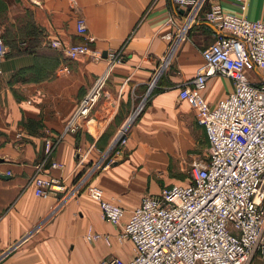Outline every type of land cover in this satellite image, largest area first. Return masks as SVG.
Segmentation results:
<instances>
[{
  "label": "crops",
  "instance_id": "0c3cea01",
  "mask_svg": "<svg viewBox=\"0 0 264 264\" xmlns=\"http://www.w3.org/2000/svg\"><path fill=\"white\" fill-rule=\"evenodd\" d=\"M214 5L225 13H240L229 0H204L198 21L161 69L169 46L162 36L174 33L166 23L171 20L178 27L183 23L171 0H77V11L70 8L69 0H44L41 7L30 0H0V14L5 12L9 23L23 17L29 22L12 51L4 44L6 55L0 60V264H98L103 259L132 257L129 242L121 247L115 241L120 228L102 221L98 203L88 197L70 199L51 214L58 199L34 196L35 166L43 159L45 140L62 133L102 78L95 103L77 133L67 134L51 154L50 161L63 168L46 167L47 174L68 186L99 162L87 184L102 189L104 200L126 212L123 221L144 195L184 185L168 184L172 165L189 156L198 130L203 131L207 148L208 141L195 111L179 100L178 93L203 65L201 51L219 34L202 20ZM78 15L85 18L86 37L93 39L89 46L103 55L101 61L89 56L69 60L48 48L54 39L64 47L85 43L75 28ZM245 17L263 18L264 0H248ZM6 27L11 29L0 25V32ZM107 53L119 54L122 60L110 63ZM248 77L258 79L254 73ZM231 91L228 78L214 75L202 95L214 106ZM142 100L122 156L108 165L111 143ZM78 151H89L81 168H76ZM157 176H165V183H157ZM89 228L108 235L110 245L102 240L86 243L83 236Z\"/></svg>",
  "mask_w": 264,
  "mask_h": 264
},
{
  "label": "built area",
  "instance_id": "2783aa9c",
  "mask_svg": "<svg viewBox=\"0 0 264 264\" xmlns=\"http://www.w3.org/2000/svg\"><path fill=\"white\" fill-rule=\"evenodd\" d=\"M40 7L43 0H30ZM181 12L179 27L169 20L174 33L167 32L162 39L169 43L161 69L170 59L195 23L204 0H171ZM238 14L225 13L219 5L212 6L202 20L217 31L216 40L201 51L203 65L195 76L179 89L178 98L195 111L197 124L203 128L208 141L206 159L190 170L184 185L163 188L158 195L147 194L138 207L128 213L118 205L104 200L99 187L87 184V177L100 163H95L86 174L77 176L71 185L47 174V168L62 169L63 165L50 161L55 146L66 134H75L81 119L87 117L95 103L102 78L83 99L67 121L60 136L46 139L43 159L35 166L31 179L34 196L41 199L55 197L57 208L84 195L99 205L102 221L120 228L116 235L119 244L132 245L129 260L108 258L98 264H264V17L249 20L245 17L248 0H229ZM77 11V0H69ZM76 32L85 37V43L64 47L57 39L49 47L69 60L89 56L95 62L104 59L93 51L86 37V21L76 19ZM6 47L0 40V60ZM110 63L122 60L119 54L107 53ZM249 73L258 79L251 80ZM214 75L228 78L232 91L210 106L202 95L207 81ZM152 86V85H151ZM144 105L134 110L119 130L107 153L108 163L117 162L126 147L131 123ZM89 151L77 152L76 168H81ZM47 167V168H46ZM86 243L104 241L110 237L91 228L83 236Z\"/></svg>",
  "mask_w": 264,
  "mask_h": 264
},
{
  "label": "rangeland",
  "instance_id": "374dc122",
  "mask_svg": "<svg viewBox=\"0 0 264 264\" xmlns=\"http://www.w3.org/2000/svg\"><path fill=\"white\" fill-rule=\"evenodd\" d=\"M44 1V0H43ZM42 1V2H43ZM42 5V4H41ZM35 6V5H34ZM41 7V6H40ZM152 8V6H150L147 10H146V13L144 14V15H146L149 11H150V9ZM3 14H5V12H3V13H1L0 14V25H2L3 27H5V25L7 24L9 27H11V29H9V28H4V29H8V30H10V34L11 35H14V33H13V30H15V29H20L21 30V32H23V30H24V28H23V25H27V28H28V25H29V22H28V20H25V19H21V21H19V22H16L14 25H12L11 23H9L7 20H6V18L3 16ZM5 24V25H4ZM18 25V26H17ZM22 25V26H21ZM166 26L168 27H173L172 25H169L168 23H166ZM22 28V29H21ZM75 28H76V24H75ZM1 29V28H0ZM2 30V29H1ZM5 31V30H4ZM4 31H1L0 33H1V35L3 36V33H4ZM86 35H87V26H86ZM2 36H0L1 38L0 39H2V41H3V37ZM89 38V37H88ZM92 39V38H91ZM92 42H93V40H92ZM92 42H90V43H92ZM3 43H4V41H3ZM5 44V43H4ZM178 45H179V42H178ZM47 46H48V48H51V47H49V43L47 44ZM7 47V46H6ZM52 49V48H51ZM11 51V49L9 48V47H7V51ZM176 51V48H175V50L173 51V52H175ZM222 77H224V76H222ZM224 78H226V77H224ZM141 103H142V101H141ZM141 103L140 102H138V104H137V106H135L134 107V110H136L138 107H139V105H141ZM77 110V109H76ZM75 110V111H76ZM133 110V111H134ZM74 111V112H75ZM72 116V115H71ZM70 119V118H69ZM68 119V120H69ZM67 123V122H66ZM66 125V124H65ZM79 128V127H78ZM78 131V130H77ZM77 133V132H76ZM75 133V134H76ZM67 135V134H66ZM65 135V136H66ZM69 135H73V134H69ZM60 136V135H59ZM64 136V137H65ZM58 137V136H57ZM63 137V138H64ZM56 138V137H55ZM49 139V138H48ZM50 139H52V138H50ZM55 149V148H54ZM124 149H125V147L122 149V151H124ZM110 155H112L111 153H110ZM109 156V155H108ZM206 156H207V144H206V141H205V138H204V134H203V131L200 129V132H199V130H198V132H197V136L195 137V141H194V143H193V147H192V149L190 150V152H189V156L185 159V161L184 162H181V161H177V162H175L173 165H172V170H171V176H170V178H169V180H168V184L169 183H171V184H173V183H179V184H185V183H187L188 182V180H189V175H190V170L192 169V167L194 166V165H196V164H199V162H202V161H204L205 159H206ZM155 180H156V182L157 183H165V176L164 177H160V176H157V177H155ZM115 241H116V238H115ZM117 242V241H116ZM118 243V242H117ZM126 243H128L127 241H125V242H123L122 244H119L118 243V245H120L121 247H123V246H126Z\"/></svg>",
  "mask_w": 264,
  "mask_h": 264
},
{
  "label": "trees",
  "instance_id": "16d2710c",
  "mask_svg": "<svg viewBox=\"0 0 264 264\" xmlns=\"http://www.w3.org/2000/svg\"><path fill=\"white\" fill-rule=\"evenodd\" d=\"M13 33H14V35H11L10 30L5 29L3 36H2L5 45L7 47H9L11 49V51H12V49L15 48L16 43L19 42L23 33H25V32L24 31L21 32L20 29H15V30H13Z\"/></svg>",
  "mask_w": 264,
  "mask_h": 264
}]
</instances>
